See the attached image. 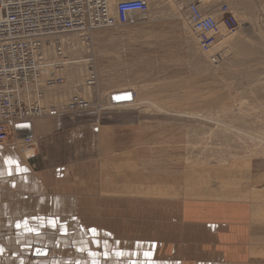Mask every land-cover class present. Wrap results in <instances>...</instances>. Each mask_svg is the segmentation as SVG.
I'll use <instances>...</instances> for the list:
<instances>
[{"label":"rangeland","instance_id":"1","mask_svg":"<svg viewBox=\"0 0 264 264\" xmlns=\"http://www.w3.org/2000/svg\"><path fill=\"white\" fill-rule=\"evenodd\" d=\"M112 1L115 7L122 0ZM144 1L149 14L133 17L141 27L115 23L117 33L107 28L56 38L80 36L77 49L59 57L88 58L83 81L75 76L42 78L41 69V100L32 96L31 101L46 114L31 122L54 119V131L38 145L13 138L0 143V151L17 149L24 156L22 164L39 146L59 163L79 161L82 169L91 170L96 166L91 177L104 187L95 194L100 219L88 224L109 230L113 245L120 242V247L101 231L92 237L82 230L80 249L57 254L62 261L52 255L55 264H138L137 250L126 256L124 243L136 242L142 233V240L158 238L160 232L169 236L180 204L192 195L186 187L193 185L194 195L200 192L197 187L225 186L220 191L230 196L234 182L264 187V0ZM195 1L204 15L219 16L214 34L194 33L187 7ZM224 6L228 12L218 13ZM119 20L123 18H114ZM88 83L97 89L83 93ZM74 96L89 102L90 109L69 113L66 107ZM115 96L122 101L115 103ZM244 109L248 115L241 116ZM57 117L61 121L55 126ZM104 127H110L109 136ZM107 147L118 155L115 163L112 156L104 158ZM81 176L87 181L89 174ZM84 208L94 214V205ZM118 251L124 255L117 256ZM3 260L0 264H8Z\"/></svg>","mask_w":264,"mask_h":264},{"label":"crops","instance_id":"2","mask_svg":"<svg viewBox=\"0 0 264 264\" xmlns=\"http://www.w3.org/2000/svg\"><path fill=\"white\" fill-rule=\"evenodd\" d=\"M48 120L32 122L36 145L54 131L50 129L54 119ZM59 121L61 118L57 117L55 126ZM109 128L104 127L105 136L110 134ZM111 153L109 147L102 152L105 159ZM116 157H110L111 161ZM23 159L17 149L0 151V258L3 261L55 264L52 255L53 258H58L57 254L73 255L75 247L80 249L82 230L92 237L91 229L96 234L101 231L111 238V245L116 243L112 241L113 235L105 232L109 230L88 224L100 219L95 194L97 189H104L91 177V173H96L95 165L91 170V166L82 169L79 161L59 163L39 146L25 164ZM9 160L13 163L9 164ZM84 173L89 174L87 181L81 176ZM234 183L231 196L222 195L220 190L225 186L197 187L200 192L194 195L195 187H186L192 195L180 204L182 208L173 219L175 225L169 226V236L160 232L158 238L142 240L145 235L142 233L136 242L124 243L128 248L126 256L137 250L138 264H264V187L254 189L252 184L248 188L241 181ZM239 187L242 188L237 195ZM91 204L95 210L89 216L84 206ZM50 221L56 222L55 227ZM117 244L113 246L119 248L121 243Z\"/></svg>","mask_w":264,"mask_h":264},{"label":"built area","instance_id":"3","mask_svg":"<svg viewBox=\"0 0 264 264\" xmlns=\"http://www.w3.org/2000/svg\"><path fill=\"white\" fill-rule=\"evenodd\" d=\"M199 2H190L187 13L194 33L207 37L217 31L219 16H205ZM148 11L144 0H122L113 16L123 18L116 24L129 25L133 17L146 18ZM227 12L225 6L218 10ZM110 13L108 0H0V143L12 141L17 126L46 114L39 103L28 104L26 96L40 87L42 49L48 40L112 28ZM56 52L62 56L63 48L58 45ZM66 108L69 113H81L89 110L90 104L74 96ZM23 142L30 146L33 139Z\"/></svg>","mask_w":264,"mask_h":264},{"label":"bare ground","instance_id":"4","mask_svg":"<svg viewBox=\"0 0 264 264\" xmlns=\"http://www.w3.org/2000/svg\"><path fill=\"white\" fill-rule=\"evenodd\" d=\"M196 2V1H195ZM113 3H114V1H112V0H108V5H109V8H110V11H111V13H110V21L114 24L113 25V27L112 28H116V27H118L115 23L116 22H114V18H115V16H113L114 15V8L115 7H113L114 5H113ZM193 3V2H192ZM117 5V4H116ZM171 9V8H170ZM202 11V10H201ZM113 13V14H112ZM149 14V13H148ZM206 16V15H205ZM208 16V15H207ZM135 18V17H134ZM134 18H132V20L134 19ZM135 21H133V24H129V25H132V26H136L137 28L138 27H141V24H139V20H137V19H134ZM184 25V24H183ZM143 27V26H142ZM139 30H141V28L139 29ZM143 30H144V28H143ZM115 31H116V29H115ZM226 32V31H225ZM105 33V32H104ZM108 33V32H107ZM115 33H117V31L115 32ZM119 33V32H118ZM99 35V34H98ZM109 35V34H108ZM114 35V34H113ZM117 35V34H116ZM115 36V35H114ZM98 36H96V38H97ZM109 37V36H108ZM220 37V36H219ZM99 38V37H98ZM103 38V37H102ZM104 38H105V36H104ZM136 38H139V37H136ZM79 39H80V36H76V35H73V36H70L69 38H67V37H65V38H63V39H49L48 40V43L47 44H45L44 45V48L42 49V54H43V57H44V66H42V72H41V75H42V78L43 77H45V76H47V78L49 77V78H53V77H56V78H58V79H60V80H65V79H69V78H71V77H73L74 78V76L76 77V79H79L81 82L83 81V79H84V72H86V65H87V63H88V58L86 59L85 57V59H82L81 57H76V60H74V61H72V59H70L69 57H67V55L66 56H63V57H59L58 56V54H57V52H56V47L58 46V45H60L62 48H63V51H66V52H69V51H74V49H77V48H74V45L76 44V45H78V41H79ZM83 39V38H82ZM58 42V45H56L55 43H56V41ZM219 40H221V39H219ZM221 42V41H220ZM157 43V42H156ZM162 46H163V44H162ZM82 48V47H81ZM236 49V48H235ZM247 49V48H246ZM54 53H55V56H54ZM85 53V52H84ZM77 54V53H76ZM69 55V54H68ZM131 55H133L134 57L137 55L138 56V54H131ZM54 56V58H56V59H52V57ZM70 56V55H69ZM139 57V56H138ZM45 58H46V64H45ZM136 58V57H135ZM140 58V57H139ZM50 60H52V61H50ZM135 60V59H134ZM100 68V67H99ZM238 68V67H237ZM40 69V70H41ZM85 69V70H84ZM103 69V68H102ZM100 70V69H99ZM67 73H70V75L69 76H67ZM88 73V72H87ZM86 73V74H87ZM99 73V72H98ZM101 73V72H100ZM146 74V73H145ZM101 75V74H100ZM65 78V79H64ZM101 78H104V76L103 77H101ZM38 79H39V76H38ZM101 81V80H100ZM91 83H93V82H91ZM38 84H39V80H38ZM89 85V83L86 85H84L83 86V89H81L82 90V92L84 93L87 89L88 90H90L91 91V89H97V88H93V87H89L88 86ZM93 85H95V83L94 84H92V86ZM171 85V84H170ZM97 86H98V84H97ZM167 86V85H166ZM134 88V87H133ZM136 88V87H135ZM143 89V88H142ZM40 90V87H38L37 88V90L36 91H34V90H32L27 96H26V101L28 102V104H34V102L33 101H31V97L32 96H36L37 97V99L40 101L41 100V94H39V93H41V91H39ZM85 90V91H84ZM33 92H35V93H33ZM63 92V91H62ZM28 93V92H27ZM81 97H82V95H81ZM81 100H83L84 101V103H88V104H90L89 102H87L85 99H83V98H81ZM147 100V99H146ZM136 101V100H135ZM135 101H133V102H135ZM63 102V101H62ZM144 103H145V99H144ZM184 103V102H183ZM91 105V104H90ZM155 105V104H154ZM159 105V104H158ZM160 106V105H159ZM161 107V106H160ZM163 109H164V107H163ZM168 109V108H167ZM179 109V108H178ZM171 110H173L172 108H171ZM232 109H231V107H230V111H231ZM227 111V110H226ZM173 112V111H172ZM225 112V111H224ZM232 112V111H231ZM247 112H248V110L247 109H244V110H242L241 111V116H245L246 114H247ZM168 113V112H167ZM180 113V112H179ZM227 113H229V110H228V112ZM227 113H225V115L227 114ZM181 114V113H180ZM238 114V113H237ZM236 114V115H237ZM233 115V114H232ZM248 115V114H247ZM234 116V115H233ZM249 118V117H248ZM241 119V118H240ZM231 120V119H230ZM25 124H30V126H31V131H32V122L31 121H28V123H25ZM174 127H176V126H174ZM183 129V128H182ZM262 135V134H261ZM264 135H262V137H263ZM33 137V132H32V136L31 137H29V138H32ZM13 139H15V141L17 142V143H19V144H24V142H23V140H25V139H28V138H17V136L15 137V138H13ZM33 139V138H32ZM34 140V139H33ZM178 140V139H177ZM175 142V141H174ZM180 145V144H179ZM186 145V144H185ZM184 145V146H185ZM188 145V144H187ZM194 146H196V145H193L192 147L194 148ZM186 147V146H185ZM190 147H191V145H190ZM188 150V149H187ZM193 150V149H192ZM34 152V151H33ZM28 153H30L29 151H28ZM28 153H27V155H28ZM33 154V153H32ZM30 155V154H29ZM187 159V158H186ZM153 168H157V169H161V168H158V166H154ZM153 174H157L158 176H159V174H158V172H152ZM152 175V174H151ZM160 177V176H159ZM153 180H155L154 178H152ZM188 179V178H187Z\"/></svg>","mask_w":264,"mask_h":264},{"label":"water","instance_id":"5","mask_svg":"<svg viewBox=\"0 0 264 264\" xmlns=\"http://www.w3.org/2000/svg\"><path fill=\"white\" fill-rule=\"evenodd\" d=\"M114 102H121L122 99L120 97L115 96ZM16 136L17 138H29L32 136L31 126L30 124H23L16 127ZM37 254H44L42 251H37Z\"/></svg>","mask_w":264,"mask_h":264},{"label":"snow or ice","instance_id":"6","mask_svg":"<svg viewBox=\"0 0 264 264\" xmlns=\"http://www.w3.org/2000/svg\"><path fill=\"white\" fill-rule=\"evenodd\" d=\"M7 162H8L9 164L13 163V161H11V160H9V161H7ZM9 174H11V173H9ZM50 224H51L53 227H55L56 222H55V221H50ZM29 231H31V229H29ZM90 231L93 233L94 236L96 235V230H95V229H91ZM89 255H90V256H94L95 254L90 252ZM105 255L107 256V254H105ZM116 255L122 257V256L124 255V253L118 251V252H116ZM145 255L147 256V253H145ZM93 264H96V262L93 261Z\"/></svg>","mask_w":264,"mask_h":264}]
</instances>
